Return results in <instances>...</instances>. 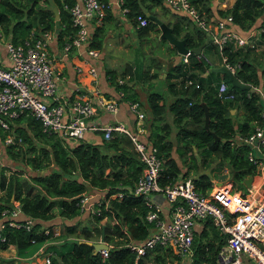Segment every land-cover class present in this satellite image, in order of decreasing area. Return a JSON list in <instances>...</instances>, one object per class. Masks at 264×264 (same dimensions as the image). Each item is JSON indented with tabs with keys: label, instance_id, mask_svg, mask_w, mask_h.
Returning <instances> with one entry per match:
<instances>
[{
	"label": "trees",
	"instance_id": "1",
	"mask_svg": "<svg viewBox=\"0 0 264 264\" xmlns=\"http://www.w3.org/2000/svg\"><path fill=\"white\" fill-rule=\"evenodd\" d=\"M73 1L0 0L1 38L24 42L47 29L54 31L56 40L63 45L75 30L65 7V4L70 5ZM190 2L206 19L231 15L227 26L237 25L245 34L260 19L258 40L264 39L261 17L264 0H233L228 6L215 8L212 0ZM140 4L141 0H121L120 3L121 7H126L125 12L134 24H137V13L147 16L146 24L136 25L138 33L143 34L154 28L156 22L139 8ZM53 6L57 8L58 16ZM175 14L174 20L169 22L172 32L185 37L188 47L205 39L204 28L186 14ZM101 30V25L94 27L88 43L90 46H100ZM256 43L237 45L230 39L220 49L209 37L203 47L224 54L228 61H238L236 76L251 86L262 85L264 88V49L257 50ZM202 52H190V67L181 61L168 69L165 76L167 89L173 95L168 103L162 91L146 90L151 118L145 126V141L156 147L162 159L158 176L161 184L173 182L177 177H190L195 189L206 193L212 185L211 176L219 172H215L212 165H217L220 171L227 165L231 176L239 184H243L246 176L253 174L254 165L246 157V145L236 144L231 138L234 134L252 129L264 104L257 92L231 84L225 74L221 75L210 68ZM204 71L206 73H202ZM105 72L114 88L122 92L120 98L139 100L138 93L127 81H118L116 71L106 68ZM126 74L129 75L127 79L132 78L130 70L119 72L121 77ZM172 76L178 79L171 80ZM187 77L193 81L185 82ZM220 78L228 82L227 91L233 92V97L217 94L216 85ZM231 108H234L233 112ZM165 110L171 112V121L163 118L157 120L156 116L161 117ZM142 119L148 118L144 115ZM173 128L175 134L172 136ZM97 131L101 135L99 141L86 140L84 136L75 141L65 140L55 132L44 131L39 119L27 110L8 116L7 127L0 125V209L9 208L12 201L17 200L21 210L20 219L23 215L34 218L28 229L6 222L1 228L5 239L0 247H7L11 243L17 251H23L34 242L54 236L60 241L71 240V246L60 252L54 249L46 264H182L184 259L171 246L160 243L146 248L136 258V252L128 242L142 240L155 225L145 216L148 207L143 195L134 194L129 189L133 187L144 163L127 133L112 130L105 137L101 129ZM8 133L12 141L5 143L3 139ZM13 161V167L8 165L7 162ZM209 165L210 173L203 170ZM88 187L104 189L107 205L100 203V213L87 212L91 216V224H81L79 219L66 222L83 212L78 201ZM117 191L121 195H110ZM56 216L60 217L63 227L58 235L53 234L56 223L53 219ZM102 217L104 219L99 221ZM77 225L80 226L78 231ZM102 226L104 240L109 244L108 254L103 259L99 251L85 241H96ZM225 239L226 234L216 227L210 217L203 219L199 229L194 230L191 252L185 264H220L218 251ZM57 243L59 246L60 242Z\"/></svg>",
	"mask_w": 264,
	"mask_h": 264
},
{
	"label": "built area",
	"instance_id": "2",
	"mask_svg": "<svg viewBox=\"0 0 264 264\" xmlns=\"http://www.w3.org/2000/svg\"><path fill=\"white\" fill-rule=\"evenodd\" d=\"M121 3V0H118ZM171 8L188 15L196 24L209 32V37L221 49L222 44L233 39L237 45H254L259 31L252 29L247 34H239L227 26L231 15L223 17L210 16L206 19L204 14L190 2V0H164ZM108 0H74L70 5L65 4L75 27L72 37L62 45L64 54L72 45H79L90 40L87 21L93 19L100 23L106 14ZM124 11L126 7H121ZM138 25L147 23L148 18L142 13L135 16ZM51 30H42L31 40L12 42L4 40V46L9 57V63H0V125L7 127V117L17 115L27 110L39 119L44 131L57 133L62 139L77 140L82 138L86 131L101 129L103 136L108 137L112 130L127 133L134 142L140 158L143 160L141 173L138 175L133 187L129 188L134 194H142L147 204L146 218L153 220L155 225L148 235L140 241L128 242L130 248L136 252V258L143 254L146 248L160 243L169 245L181 258L191 252V242L196 222L210 217L216 227L226 234L225 243L220 249L228 264H264V106L260 116L254 121L251 130L242 134H234L231 138L236 144L246 145V157L253 163L254 172L251 175L250 185L244 188L219 186L206 193L195 189L190 177L175 179L173 182L161 184L158 180L162 159L157 154L156 147L141 139L138 132L122 120L101 123L95 116L99 109L115 111L117 109L116 97H105L98 91L85 96L83 93L73 94L63 100L56 99V88L60 78L59 70L52 63L47 50V39ZM1 40V35H0ZM191 50L181 53V61H189ZM88 53L96 55L95 47L89 46ZM199 55V54H198ZM224 63L235 73L239 67L238 61H228L224 54H220ZM88 71L96 74V68L89 66ZM121 81V78H118ZM193 79L187 77L185 82ZM195 84L197 85L196 81ZM228 82L219 79L216 92L221 97H233V92L227 91ZM251 86V85H250ZM251 90L257 92L264 104V88L262 85H252ZM122 92L118 90L117 97ZM54 98V100H53ZM130 109L136 118L141 119L145 112L138 100H127ZM4 142L12 141L11 134H6ZM227 166L221 170L228 174ZM244 182V180H243ZM98 197L83 193L79 197V208L84 211L100 213V203L107 204L104 189H98ZM153 192H161L169 202L170 217L162 218L160 203L153 199ZM121 195L120 191L110 195ZM12 206L0 209V243L5 236L1 232L3 225H23L30 228L34 218L21 213L19 202L12 201ZM45 231H48L45 228ZM57 230H53V234ZM47 240V239H46ZM46 240H43L42 243ZM108 244V243H107ZM39 246V263L50 261L54 249H45ZM108 248H99L103 259L108 254ZM0 264H5L1 259Z\"/></svg>",
	"mask_w": 264,
	"mask_h": 264
},
{
	"label": "crops",
	"instance_id": "3",
	"mask_svg": "<svg viewBox=\"0 0 264 264\" xmlns=\"http://www.w3.org/2000/svg\"><path fill=\"white\" fill-rule=\"evenodd\" d=\"M232 1L233 0H212V6L214 8L216 6L225 7L230 5ZM108 3V11L100 23H96L93 19H89L87 21V28L90 34H92V31L96 25H101L102 28L101 44L99 47H95L98 51L96 55L88 53V47L90 46L88 44L89 41L83 42L79 45H72L66 54H64L62 45L56 40L54 31H51L52 33L47 39L48 55L54 66L60 72V78L55 92L56 99H68L76 93H83L85 96H88L92 95L94 91L100 92L105 97L112 98V96H114L118 101L117 109L115 111L99 109L97 114L94 115L96 120H99L101 123L122 120L128 123V125H130L134 130H136L141 139L145 140V129H147L145 126L147 125V121L151 118L149 106L146 100V90H162L166 103H168L173 98V95L167 89L168 81L165 76L168 72V69H170L173 64L181 62V53L177 50L173 43L169 42L165 38L166 43L164 41L160 42V53L157 54L156 52L150 60L142 62L140 55L150 52L149 49H145L146 43L149 41L147 39L150 37H160V29L158 24L156 23L155 26H153L154 28L149 29L147 32L139 34L136 24L130 20L126 12L121 8L119 1L108 0ZM139 8L145 13L149 14V17L150 14H153L168 24L176 17L175 13L183 14L182 12L171 8L164 0H161L160 2L155 0H141ZM228 26L239 34H245V32L243 30L241 31L237 25L228 24ZM176 36L182 37L180 34ZM3 42L4 40L1 38L0 63L6 65L9 63V57ZM201 52L209 62L210 68L222 63L220 54L211 48L202 47ZM186 64L190 67V61L186 62L185 65ZM90 65L96 68L95 75H92L88 71V67ZM106 68H111L116 71L118 74L117 79L121 78V81H127V83L131 85L130 87L138 93V101L141 107L145 108L144 112L145 116L148 118L147 120L142 119L143 117L141 119L136 118L134 112L130 109L127 100L117 97L118 90L114 88V84L108 78V75L105 72ZM124 69L132 71V78L127 79V76H129L128 74H126L124 77L119 76V72L123 71ZM144 70H147V72H144ZM217 72H219L221 75L223 74L220 71ZM202 73H206V71ZM175 79L178 78L175 76L171 77V80ZM146 83L149 85H146ZM178 85L179 83H177V87ZM161 100H163V98ZM230 110L233 112L234 108H231ZM156 117L157 120H161V118H163L171 121L172 114L169 110H165L161 117ZM174 134L175 128L172 129V136ZM84 138L86 140L99 141L101 139V135L97 130H88L85 132ZM226 168L229 169L228 174H225L226 172L223 169L216 175L211 176L212 185L208 191H213L219 186L228 187L230 186V183L232 184V188H244L246 186L244 182L243 184H239L237 181H235L231 176L230 168L228 166ZM179 178L180 177H177V179ZM94 194L92 195V198H96L98 196ZM152 197L160 203L161 217L168 219L170 217L171 210L169 206L170 204L166 197L161 192H153ZM201 223L202 221L196 222L194 230H198ZM97 240H99V238ZM220 249L218 251L219 263L228 264ZM1 253L2 255L13 253V256L16 257L15 262L17 264H38L40 262L38 261L37 263L31 259L29 261H25V259L33 254L29 255L28 257H23L20 255L23 258L21 260H17L18 251L15 249L14 245H8L7 247L2 248ZM185 262L186 260H183V264H185Z\"/></svg>",
	"mask_w": 264,
	"mask_h": 264
},
{
	"label": "rangeland",
	"instance_id": "4",
	"mask_svg": "<svg viewBox=\"0 0 264 264\" xmlns=\"http://www.w3.org/2000/svg\"><path fill=\"white\" fill-rule=\"evenodd\" d=\"M262 19H263V23L262 24H264V12H263V14H262ZM260 17V18H261ZM259 22H260V19H257V21H256V25H254V27H252V30L253 31H259L260 29H261V24H259ZM259 38V37H258ZM258 38H256V44H257V46L255 47V48H257V50H261V49H264V39L263 38H261V40H260V42H259V40H258ZM147 40H149L147 43H146V46H145V49H149L150 50V52H147L146 54H141L140 55V58H141V60H142V62L144 61V62H146V61H148V60H150L152 57H153V55L157 52V54L158 53H160V49H159V47H160V42H162V41H164L165 43H166V40H165V37L164 38H162L161 36L160 37H158V38H156V37H150V38H148ZM153 44V45H152ZM151 45H152V49H151ZM146 85H149L148 83H146ZM162 91V90H161ZM258 94V93H257ZM142 109L145 111V108L144 107H142ZM8 163V165H10L11 167H13L14 166V161L13 162H7ZM212 167H213V170L215 171V172H218V171H220L218 168H217V165H212ZM218 169V170H217ZM203 170H208L207 172L208 173H210L211 171H210V165L208 166V168H204ZM229 170V169H228ZM227 172V171H226ZM225 174H227V173H225ZM222 177V176H221ZM244 180V179H243ZM96 188H94V190H93V187H88L87 188V190L85 191V193H87V194H94L95 192H97L98 190H95ZM94 195H98V193H95ZM98 197V196H97ZM95 199V198H94ZM107 205V204H106ZM87 210H84L81 214H79L77 217H75V218H72V219H70V220H66V222H68V223H72L73 222V220H76V219H79V222L81 223V224H83V223H90L91 224V216L89 215V214H87ZM104 218L102 217L99 221H102ZM56 223L54 224V226H53V230H57L58 231V233L57 234H55L54 233V235H58L61 231H62V229H63V227H62V224H60L61 222H60V219H59V217L58 216H56L55 217V219H53ZM50 221V220H49ZM78 230H80V226L79 225H77L76 226V231H78ZM70 236H73V235H71V234H69ZM98 238H99V236L98 235H96ZM57 242H60V245L58 246V243ZM10 246H13L14 244H9ZM41 245H45V246H43V248H45V249H49V248H51V249H55V250H57L58 252H60V251H62V250H65V249H67V248H69L70 246H71V240H61L60 241V239L58 238V237H51V238H48L46 241H44L43 243H42V241L40 242V241H38V242H34V243H32V244H30L28 247H27V249L26 250H21V251H18V256H17V260H21L23 257H28L29 255H31V254H33V255H31V256H29L27 259H25V261H29L30 259L32 260V261H36L37 263H38V261H39V258L38 257H40V255H38V253H37V249L39 248V246H41ZM16 249V248H15ZM14 253V252H13ZM13 253L12 254H9V253H7L6 255H1V259H4L5 260V264H17L16 262H15V259H16V257L15 256H13ZM20 255H22V256H20ZM41 258V257H40ZM187 258V256H185V257H183L182 259H186ZM20 264H23V263H20ZM39 264V263H38ZM183 264V263H182Z\"/></svg>",
	"mask_w": 264,
	"mask_h": 264
},
{
	"label": "water",
	"instance_id": "5",
	"mask_svg": "<svg viewBox=\"0 0 264 264\" xmlns=\"http://www.w3.org/2000/svg\"><path fill=\"white\" fill-rule=\"evenodd\" d=\"M53 9L55 11V15L58 16L57 8L55 6H53ZM150 18L158 24V27L160 29V36L165 37L169 42L173 43L180 53H184L188 49L191 51H194L196 53H199V52H201L203 45L209 40V32L206 30L205 39L201 43H199L197 45H193L191 47H188L185 44V37L176 36L172 32L171 26L168 23L159 19L158 17H156L153 14H150ZM212 68L216 71H220L221 73L225 74L228 77V79L230 80L231 84L238 86V87L251 88L249 83L244 82L241 79H239L236 76V74L234 72H232L224 63H221L220 65L213 66ZM251 179H252L251 175L246 176L244 178V183L246 185H249L251 182ZM81 240L82 239H80V241ZM85 241L88 243H91L94 246V249L97 251L99 248L107 247L108 244L104 240V227L102 226V228L100 230L99 240H97V241L85 240Z\"/></svg>",
	"mask_w": 264,
	"mask_h": 264
}]
</instances>
